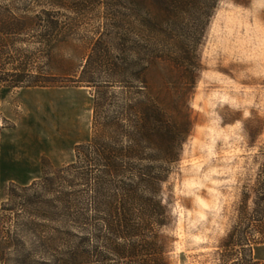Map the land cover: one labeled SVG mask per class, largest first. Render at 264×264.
Returning a JSON list of instances; mask_svg holds the SVG:
<instances>
[{
    "label": "rangeland",
    "instance_id": "obj_1",
    "mask_svg": "<svg viewBox=\"0 0 264 264\" xmlns=\"http://www.w3.org/2000/svg\"><path fill=\"white\" fill-rule=\"evenodd\" d=\"M204 7L197 4L169 27L187 37L197 62L191 77L170 62L152 66L148 2L0 0V32L12 16L35 20L3 43L9 59L0 78L22 82L0 89L1 236L21 238L15 223L25 222L22 206L39 192L31 188L45 174L44 162L56 168L73 162L77 146L94 134L97 110L104 120L147 92L139 79L147 67L154 90L169 83L176 94L177 84L196 79L187 95L193 127L166 185L170 263L264 264L262 240L238 222L245 195L252 208L264 176V0H220L206 27ZM52 28L55 55L71 64L70 76L48 67L40 36ZM174 46L172 53H180ZM28 63L19 77L16 69ZM87 65L92 84L81 82ZM233 231L244 234L229 239Z\"/></svg>",
    "mask_w": 264,
    "mask_h": 264
},
{
    "label": "trees",
    "instance_id": "obj_2",
    "mask_svg": "<svg viewBox=\"0 0 264 264\" xmlns=\"http://www.w3.org/2000/svg\"><path fill=\"white\" fill-rule=\"evenodd\" d=\"M219 1L143 0L154 11L146 20L156 35L152 66L170 62L192 77L197 62L185 44L187 37L173 35L169 27L182 24V17L197 4L205 6L206 27ZM47 17L57 24L52 14ZM34 21L10 18V28L0 32V64L9 59L3 43ZM56 32L52 28L41 34L43 53L51 70L70 76L71 64L55 55ZM173 45L180 53H172ZM25 67L16 69L22 73L19 77L32 64ZM88 68L81 82L92 84ZM147 70L142 68L139 78L147 92H141L132 106L104 120L97 110L94 134L87 144L77 146L73 162L58 168L44 162L45 174L31 188L38 187L39 192L22 206L25 222L15 223L21 238L0 235V264H171L165 235L170 224L166 185L193 127L187 95L196 79L177 84L178 93L173 94L169 83L163 89H151ZM21 82L20 77L6 85L8 80L0 78V89H13ZM257 183L254 206H249L250 194H246L238 222H247L264 244V176ZM236 233L231 232L229 239Z\"/></svg>",
    "mask_w": 264,
    "mask_h": 264
}]
</instances>
